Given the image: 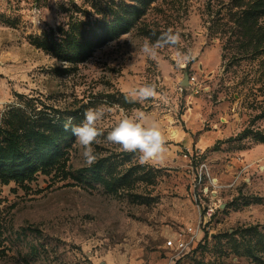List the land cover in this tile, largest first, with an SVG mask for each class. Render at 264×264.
Wrapping results in <instances>:
<instances>
[{
    "label": "rangeland",
    "instance_id": "obj_1",
    "mask_svg": "<svg viewBox=\"0 0 264 264\" xmlns=\"http://www.w3.org/2000/svg\"><path fill=\"white\" fill-rule=\"evenodd\" d=\"M72 2L84 4L0 0V143L11 124L45 127L107 102L151 114L169 151L164 164L141 165L102 142L96 154L113 168L95 177L71 139L67 174L0 183V264H264V0H159L77 67L34 43L68 22ZM251 6L260 12L249 36L238 17ZM141 28L180 32L194 59L182 63L173 47L146 57ZM185 73L196 86H181ZM144 84L159 96L127 103ZM181 236L186 250L167 247Z\"/></svg>",
    "mask_w": 264,
    "mask_h": 264
},
{
    "label": "trees",
    "instance_id": "obj_2",
    "mask_svg": "<svg viewBox=\"0 0 264 264\" xmlns=\"http://www.w3.org/2000/svg\"><path fill=\"white\" fill-rule=\"evenodd\" d=\"M159 0H83L78 6L65 10L68 22L56 29L43 32L34 38L37 48L54 56L66 65L77 67L93 57L96 50L137 29L148 11ZM257 6L243 10L238 19L247 35L255 33V25L260 12ZM256 16V17H255ZM145 37L154 41L158 31L141 28ZM155 33V35H153ZM260 44V42H259ZM82 111L74 115V123L82 120ZM0 143V183L15 182L24 186L32 182L38 173L51 175L54 172L67 174L66 146L75 137L63 128V120L50 122L47 126H32L25 122L11 124L2 130ZM28 146L24 145V142ZM98 155V161L82 172L100 176L103 170L113 168L108 157ZM129 168L127 172H130ZM108 191L116 184L100 178ZM1 228V226H0Z\"/></svg>",
    "mask_w": 264,
    "mask_h": 264
},
{
    "label": "clouds",
    "instance_id": "obj_3",
    "mask_svg": "<svg viewBox=\"0 0 264 264\" xmlns=\"http://www.w3.org/2000/svg\"><path fill=\"white\" fill-rule=\"evenodd\" d=\"M180 42L181 33L169 28L156 36L154 41L145 38L140 51L146 57L156 60L160 55V49L177 48L176 56L182 63H187L194 59V56L180 51L178 48ZM158 96L155 84H144L124 93L127 103H142ZM116 112L120 113L119 118L110 128H106L104 121ZM82 117L78 124L73 122L74 117H65L63 128L75 137L76 144L82 149L86 166L91 167L97 163L98 155L94 145L102 142L118 146L122 152L139 154L138 161L141 165L165 163L169 151L167 137L159 122L151 114L139 109L129 114L118 104L104 102L87 108Z\"/></svg>",
    "mask_w": 264,
    "mask_h": 264
},
{
    "label": "built area",
    "instance_id": "obj_4",
    "mask_svg": "<svg viewBox=\"0 0 264 264\" xmlns=\"http://www.w3.org/2000/svg\"><path fill=\"white\" fill-rule=\"evenodd\" d=\"M189 82H190L191 87H194L197 85L196 78L193 76H191L189 78ZM213 212H214L213 208L209 207L205 214L207 217L210 218L212 216ZM188 244H189V242H187V240L184 236H181L179 238H174L173 240L166 242V245L168 248L173 249V250H177L180 252L186 250L188 247Z\"/></svg>",
    "mask_w": 264,
    "mask_h": 264
},
{
    "label": "water",
    "instance_id": "obj_5",
    "mask_svg": "<svg viewBox=\"0 0 264 264\" xmlns=\"http://www.w3.org/2000/svg\"><path fill=\"white\" fill-rule=\"evenodd\" d=\"M181 86H182V87H185V88L190 87V82H189V75H188V73H185V75H184V79L181 81Z\"/></svg>",
    "mask_w": 264,
    "mask_h": 264
}]
</instances>
